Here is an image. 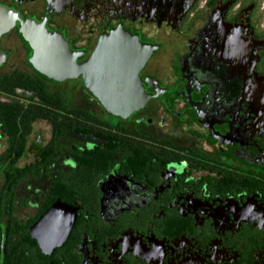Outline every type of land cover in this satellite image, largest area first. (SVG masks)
<instances>
[{
	"label": "flooded vegetation",
	"instance_id": "flooded-vegetation-1",
	"mask_svg": "<svg viewBox=\"0 0 264 264\" xmlns=\"http://www.w3.org/2000/svg\"><path fill=\"white\" fill-rule=\"evenodd\" d=\"M0 4L61 33L77 61L118 27L153 45L148 97L121 116L80 76L41 75L16 26L0 33V84L49 95L0 87V155L22 149L0 167L32 171L0 173V264H264V0ZM55 199L75 215L43 251L29 228Z\"/></svg>",
	"mask_w": 264,
	"mask_h": 264
},
{
	"label": "water",
	"instance_id": "water-1",
	"mask_svg": "<svg viewBox=\"0 0 264 264\" xmlns=\"http://www.w3.org/2000/svg\"><path fill=\"white\" fill-rule=\"evenodd\" d=\"M16 26L24 32L33 67L50 80L80 76L85 88L112 113L127 116L144 104L148 97L141 85L139 68L153 45L118 27L102 36L91 53L77 61L63 35L48 30L42 22L22 18L0 4V33ZM75 207L55 199L34 221L29 230L43 251L58 245L67 234Z\"/></svg>",
	"mask_w": 264,
	"mask_h": 264
},
{
	"label": "trees",
	"instance_id": "trees-1",
	"mask_svg": "<svg viewBox=\"0 0 264 264\" xmlns=\"http://www.w3.org/2000/svg\"><path fill=\"white\" fill-rule=\"evenodd\" d=\"M9 79H6L4 84H0V87L5 91V92H14V86H22L24 87L25 89H32V88H36L35 91H33L34 93H46V91L43 89L41 83L37 80H31L28 81V80H25V79H20L21 81H14V82H11ZM47 96H49L47 94ZM51 100H52V105L53 107H60V99H59V96H52L51 97ZM44 101H47L46 99H44ZM28 108H31V109H35V113L34 114H41L43 115L44 113L43 112H40L41 110H44L45 108H41L39 106H32V107H28ZM57 116H54L53 119H54V128H56L57 126L55 125L56 119ZM66 128H69V129H74V130H79L78 128H75L72 124H69L68 127ZM65 128H60L59 132L64 130ZM8 151V153H7ZM7 151H5L3 154L0 155V158L1 157H6V156H9V153L12 152V151H15V156L14 157H17L22 149L18 148V149H8ZM14 159V158H13ZM12 159V160H13ZM31 165H27L25 167H21V168H18V167H15L13 166L12 164V161L9 162V163H4L2 164V166L0 167V173H13V174H16V179L19 178V177H23L24 175L26 174H31L32 171L30 169ZM37 172V171H36ZM15 179V180H16ZM15 180L13 182H15Z\"/></svg>",
	"mask_w": 264,
	"mask_h": 264
},
{
	"label": "rangeland",
	"instance_id": "rangeland-1",
	"mask_svg": "<svg viewBox=\"0 0 264 264\" xmlns=\"http://www.w3.org/2000/svg\"><path fill=\"white\" fill-rule=\"evenodd\" d=\"M37 183L39 184V182L37 181ZM37 183H36V185H37ZM24 185V184H23Z\"/></svg>",
	"mask_w": 264,
	"mask_h": 264
}]
</instances>
